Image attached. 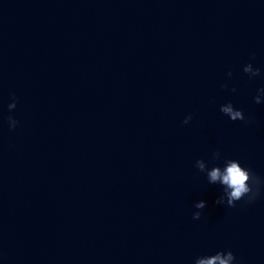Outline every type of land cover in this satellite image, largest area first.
I'll use <instances>...</instances> for the list:
<instances>
[{
  "label": "water",
  "instance_id": "1",
  "mask_svg": "<svg viewBox=\"0 0 264 264\" xmlns=\"http://www.w3.org/2000/svg\"><path fill=\"white\" fill-rule=\"evenodd\" d=\"M261 88L264 0H0V264H264Z\"/></svg>",
  "mask_w": 264,
  "mask_h": 264
},
{
  "label": "clouds",
  "instance_id": "2",
  "mask_svg": "<svg viewBox=\"0 0 264 264\" xmlns=\"http://www.w3.org/2000/svg\"><path fill=\"white\" fill-rule=\"evenodd\" d=\"M255 57L253 56L252 59ZM243 71L248 73L251 71V64H248L244 67ZM260 74L259 69H256L255 73H253L252 77L258 76ZM229 76L232 75L231 72L228 73ZM235 91V89H233ZM259 94L254 97L255 103H261V96L264 95V88L258 90ZM14 103L8 105L9 109L16 108L15 97H13ZM221 112L226 114L232 121H244L245 117L240 110H233V106L229 103L227 106H224L220 109ZM192 119L191 116H188L184 119L183 123L188 124ZM10 129H15L17 126V121L13 119V117L9 116L8 118ZM202 160L196 161V167L203 171L204 164L201 162ZM217 180H220L223 185L227 186V189H230V192H227L228 195V207H235L236 203L234 201H241L245 197H247V203H253L256 198L260 195L261 188V180L255 174H253L250 170L242 168L238 161H228V166L226 170L221 173L219 168H214L209 173V182L214 183ZM222 203L221 200H217L216 204ZM197 209H203L205 204L200 202L195 205ZM201 217V213L199 211L193 214L194 220H199ZM235 260L232 252L230 251L226 258H221L220 255H216L211 259H202L197 262V264H230L231 261Z\"/></svg>",
  "mask_w": 264,
  "mask_h": 264
}]
</instances>
